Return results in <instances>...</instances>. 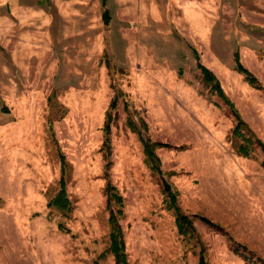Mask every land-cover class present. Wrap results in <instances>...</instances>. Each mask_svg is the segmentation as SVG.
<instances>
[{"label":"rangeland","instance_id":"374dc122","mask_svg":"<svg viewBox=\"0 0 264 264\" xmlns=\"http://www.w3.org/2000/svg\"><path fill=\"white\" fill-rule=\"evenodd\" d=\"M99 2L0 11V264H115L111 213L127 264H264V0L208 8L204 34ZM61 180L69 211L49 206ZM166 185L193 233H178Z\"/></svg>","mask_w":264,"mask_h":264},{"label":"trees","instance_id":"16d2710c","mask_svg":"<svg viewBox=\"0 0 264 264\" xmlns=\"http://www.w3.org/2000/svg\"><path fill=\"white\" fill-rule=\"evenodd\" d=\"M107 1L108 0H101L103 7H105V4ZM102 19H103V22L105 24L108 23L109 14L106 11L103 12ZM195 57H196V60L198 62L199 61L198 55L195 54ZM233 58H234V64H235V71L238 74L242 75L244 77L245 81L250 86L254 87L257 90L260 89L261 87H260V84H259L258 80L256 79V77L253 76L249 71H247L242 66L240 59H239L238 52L234 53ZM197 69L200 71L203 83L205 85L210 86L211 91H213L214 93L217 94V96H219L221 99H223L225 104L230 108L234 118L237 121V124L234 128V131H233V135L240 137L239 130L244 125V123L240 119L239 114L237 113V111L234 108V105L225 96L223 90L221 89V87L219 85V82L217 81L215 76L207 68H205L200 63H198ZM105 130L108 133V125L105 126ZM258 145L264 151L263 144L258 142ZM154 146H155V144H150V145L145 144L144 148H145V155H146L147 163L149 164L152 171H154V170L157 171V169H155L156 168L155 165H156L158 158L154 155V152H153ZM237 151L240 155L247 156L246 149L244 146L240 145L238 147ZM60 183H61L60 191L49 202V206H52L55 209L60 210V211H64V210L69 211L70 210V203H69V201L66 197L65 191H64L63 180H61ZM165 190H166L167 195L169 197L167 204L171 208H174L175 212H176L175 213V225H176V228L178 230V233L180 235H188L190 233H193L194 232V226L192 224V220L189 219L187 216L182 215L178 211L177 207L175 206L176 193L172 192L167 185L165 186ZM107 191H108V193L111 192V194H109V199L114 198V200H116V202L121 205L122 199L120 198V196H118L116 194L115 189L113 187L107 186ZM201 220L205 224H207L211 227H215V225L213 223H211L209 220H207L206 218L201 217ZM109 223L111 225V231L109 234L110 245H109L107 250L114 257L115 264H127V257H126L125 251H124V242H123V238H122L121 229H120V227H119V225H118V223H117V221L114 218L112 213L109 217ZM216 228H218V227H216ZM198 264H206V263L204 262V260L202 258H200Z\"/></svg>","mask_w":264,"mask_h":264},{"label":"crops","instance_id":"0c3cea01","mask_svg":"<svg viewBox=\"0 0 264 264\" xmlns=\"http://www.w3.org/2000/svg\"><path fill=\"white\" fill-rule=\"evenodd\" d=\"M57 1V0H56ZM83 2L87 0H81ZM93 1V0H88ZM96 1V0H95ZM101 0H97L99 2ZM224 0H110V5L117 4L120 6L124 3L129 5L132 3L135 6L137 17L136 21H145L151 23L158 22H188L190 29H193L201 34L205 33L206 30V13L208 8L216 6H223ZM102 4V2H99ZM22 5V0H0V11H8L9 7H13L17 11ZM101 6V5H100ZM113 7H111L112 9ZM120 11V10H118ZM134 9L127 10L128 13H132ZM174 15L172 17V14ZM118 13V12H117ZM9 15L1 16L0 23L2 25L7 24L9 20L6 17ZM192 54L197 63L195 54L198 55L197 51L192 49Z\"/></svg>","mask_w":264,"mask_h":264}]
</instances>
